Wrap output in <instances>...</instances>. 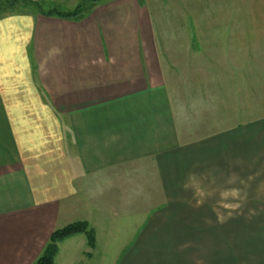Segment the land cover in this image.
<instances>
[{"label":"crops","instance_id":"0c3cea01","mask_svg":"<svg viewBox=\"0 0 264 264\" xmlns=\"http://www.w3.org/2000/svg\"><path fill=\"white\" fill-rule=\"evenodd\" d=\"M260 4L256 28L241 8L229 28L157 29L149 0H106L80 19L1 15L0 264H32L75 221L95 246L72 236L57 264H245L246 247L217 231L232 222L204 219L191 200L232 166V142L261 140L263 93L248 94L264 77ZM237 70L233 125L217 101Z\"/></svg>","mask_w":264,"mask_h":264},{"label":"rangeland","instance_id":"374dc122","mask_svg":"<svg viewBox=\"0 0 264 264\" xmlns=\"http://www.w3.org/2000/svg\"><path fill=\"white\" fill-rule=\"evenodd\" d=\"M103 1L106 0H100V2ZM149 1L153 9L154 27L161 30L195 29L198 28L199 23L206 26L209 23L210 28H218L221 24L225 28H229L225 24L229 22V19L225 20V17L229 18L231 15L232 22H234V15L239 14L241 8L247 14L250 12L248 14V16H252L250 27L256 28L255 24L257 22L261 23V17L263 16V5L260 4V0H255L251 5L248 4L249 12H247V4L243 5L242 3L243 1L250 3L252 0ZM81 4L84 5L86 13L95 7L93 0H0V16L16 11H72ZM208 16L210 19L207 18ZM211 18L215 19L217 27L216 24L212 26L213 21ZM238 22L239 27H237H242L241 24H244L243 19ZM227 40H229V37L221 38V45L225 44ZM227 71L229 72V70ZM220 72L224 73V70H220ZM230 74L231 77L228 80L226 79V81H229L228 86H230V91L227 88L229 100L228 102H221L222 105L220 106H218L217 101V110L225 111L226 109V116L235 125L238 124L240 117L238 114L239 101H235L236 96L239 94L240 78L238 70L236 71V78H232L234 72L231 71ZM250 85L254 86L256 91L258 88V94L262 92L264 97V77L258 80L254 78L249 80L248 94L251 92ZM252 102V99L248 100V105ZM250 133L255 134V131ZM259 138L261 140L257 143L258 147L255 142H252L254 139L250 135L248 140L245 141L246 143L241 144V147L240 143L235 144L232 142L230 144V155L234 159L232 166L229 170L227 169L228 171H218L223 168L219 169L217 167L216 174L213 176L214 179L200 181L199 184L196 182L198 186H194L193 192L195 195L191 200L193 201L192 204L198 202V208H200L198 213L204 216V219L232 222L231 229L221 228L217 231L230 234L235 247H246V249L240 248L243 251L245 264H256L258 261L264 262V148L262 149V157L259 156L260 153L256 156V148L264 147V129H262V135ZM243 139L244 137L240 134L236 136L237 142ZM245 144L250 146V149L247 150L248 153L242 150ZM259 145H262V147H259ZM218 151L223 150L219 149ZM249 160H254V164H251V162L248 165ZM206 202L207 205H205ZM196 205L194 204V206ZM208 209L211 211H207ZM227 234H221L218 237H224ZM258 249H261V252H258Z\"/></svg>","mask_w":264,"mask_h":264},{"label":"trees","instance_id":"16d2710c","mask_svg":"<svg viewBox=\"0 0 264 264\" xmlns=\"http://www.w3.org/2000/svg\"><path fill=\"white\" fill-rule=\"evenodd\" d=\"M98 3H100V0H93L94 5ZM85 13V7L83 4L77 6L72 11L64 12L60 10H49L45 12L47 15H55L69 19H80ZM78 234H85L88 238L89 246H95V234L94 231L89 227V224L86 221H75L55 229V231L51 234L43 253L32 264H57L56 257L59 253L60 243Z\"/></svg>","mask_w":264,"mask_h":264}]
</instances>
